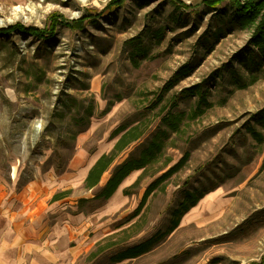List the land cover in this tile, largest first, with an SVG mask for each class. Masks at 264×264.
Instances as JSON below:
<instances>
[{"label":"rangeland","instance_id":"obj_1","mask_svg":"<svg viewBox=\"0 0 264 264\" xmlns=\"http://www.w3.org/2000/svg\"><path fill=\"white\" fill-rule=\"evenodd\" d=\"M174 1L191 9L171 0H0V175L8 182L16 177L17 187L48 177L58 192L71 179V201L90 198L96 190L82 189L81 168L112 148L117 138L110 134L119 124L141 114L152 121L188 88L202 90L209 103L191 119L197 96L178 102L179 135L134 187L140 170L119 186V209L88 229L89 236L95 229L113 236L114 246L96 259L93 248L80 264H111L110 255L148 239H154L149 251L115 264L264 259V140L247 132L260 131L252 116L264 107V76L254 71L251 78L238 53L251 30L233 22L228 0H218L215 10L204 0ZM71 134L74 139L55 140ZM181 159L183 166L136 210L146 187ZM186 191L205 194L169 230ZM206 202L219 205L210 212ZM71 206L98 208L97 202Z\"/></svg>","mask_w":264,"mask_h":264},{"label":"trees","instance_id":"obj_2","mask_svg":"<svg viewBox=\"0 0 264 264\" xmlns=\"http://www.w3.org/2000/svg\"><path fill=\"white\" fill-rule=\"evenodd\" d=\"M171 3L184 11L191 9V7L180 5L174 0H171ZM220 3L221 1L218 0H204L202 5L215 10L217 9L216 6ZM227 3L234 13L233 22L238 27L251 30L248 39L238 52L239 61H241L245 68L251 73V78H256V75L253 73L254 71L261 72L264 76V0H228ZM230 73L235 78V82L242 86L240 83L241 78L238 77L240 75L236 74V71L232 68H230ZM185 74H187V72L178 75L182 76ZM166 89H168V87H165V89L161 91L160 97H157L156 101L152 102V104H158L157 102H160L162 93H164ZM193 96H197V104L190 118H195L204 112V109L209 106V103L203 91L193 87L180 90L175 96L173 95L172 98L160 108V111L162 108H165L163 110L165 113L161 115V113L158 112L154 115L152 121H147L143 117L144 114H141L139 118H134L133 120L119 124L110 134V139L117 138L112 148L96 159L88 169L83 180L82 186L86 191H90L95 187H98V190L90 198L79 199L77 201L78 207L82 206L84 203L91 202H97V207L102 206L130 173L140 170L141 174L131 185V187H134L137 182L147 174L148 169L157 164L171 136L176 137L179 135L184 114L177 112L176 106L180 100H186ZM63 106L68 107L64 102ZM154 106L156 107L157 105H152L149 109L153 110L155 108ZM84 115L82 120L84 123V130H86L90 123V117L93 116V108L91 105L85 109ZM63 116L64 114L62 113L58 114L59 119H62ZM252 120L260 126V131H257L254 127H249L247 132L258 143H262L264 140V107L254 113ZM59 138L74 139L75 135H61L55 137V140ZM183 163L184 159H181L164 172H161L164 166L157 167L152 172L151 176H155V174L159 172L161 173L146 187L136 210L139 211L147 196L155 190L159 184L175 174L183 166ZM106 174L107 177L103 180ZM69 194L70 190L59 192L56 193L52 199L58 200ZM123 194H127L126 189L123 190ZM204 194L205 193H199L198 195H194L191 191H186L184 193L180 206L174 213L175 218L172 220L169 230L177 226L179 215L185 213L189 208L194 206ZM138 211H135V214H137ZM153 242L154 239H148L147 241L120 251L115 255V261L136 258L149 251ZM260 264H264V259Z\"/></svg>","mask_w":264,"mask_h":264},{"label":"crops","instance_id":"obj_3","mask_svg":"<svg viewBox=\"0 0 264 264\" xmlns=\"http://www.w3.org/2000/svg\"><path fill=\"white\" fill-rule=\"evenodd\" d=\"M98 157L99 155L92 162L87 160L88 168H81L82 189L87 171ZM10 180L8 182L0 175V264H80L89 255L91 259H96L114 246L109 244L113 236L107 237L97 229L89 236L88 229L96 228L98 223L101 226L105 216L111 215L114 209H119L120 204L111 209V206L118 203L111 200L124 180L106 204L91 213L72 207L77 202L71 201L70 194L58 200L52 199L56 193L70 190L71 179L61 181L64 183L63 187H69L66 190L60 187L61 191L58 192L56 181L48 177H40L18 187L16 177H11ZM93 190L97 191L98 187L90 191ZM67 208H74L75 212H70ZM105 237L107 238L103 240ZM93 248L96 251L92 253ZM89 251L91 252L87 255ZM115 255H110L111 264L119 262L115 261ZM125 260L130 259L122 261Z\"/></svg>","mask_w":264,"mask_h":264},{"label":"bare ground","instance_id":"obj_4","mask_svg":"<svg viewBox=\"0 0 264 264\" xmlns=\"http://www.w3.org/2000/svg\"><path fill=\"white\" fill-rule=\"evenodd\" d=\"M130 180H131V178L127 179L123 184H128ZM112 201H115V202H118V203H116V205H114V206H111V209L116 208L117 205H119V204H121V203L123 202V200L121 199L120 194H116V195L112 198L111 202H112ZM206 203H207L206 205H208V206H207V209H208L210 212L213 211V210L216 208V206L219 205L218 203H215V204L210 203V202H206ZM195 217H196V216H192L191 219H192V218H195ZM184 222H185V220H184Z\"/></svg>","mask_w":264,"mask_h":264}]
</instances>
